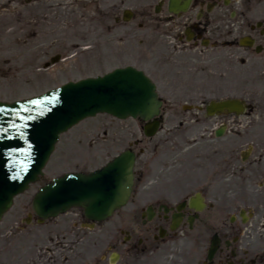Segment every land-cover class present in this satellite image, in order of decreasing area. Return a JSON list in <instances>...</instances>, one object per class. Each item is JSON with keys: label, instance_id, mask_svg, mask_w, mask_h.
<instances>
[{"label": "flooded vegetation", "instance_id": "af4514ba", "mask_svg": "<svg viewBox=\"0 0 264 264\" xmlns=\"http://www.w3.org/2000/svg\"><path fill=\"white\" fill-rule=\"evenodd\" d=\"M25 1L42 7L53 0ZM103 2L109 5L110 17L115 23H134L140 29L138 33L124 35L123 39L144 43V49L137 51L133 66L143 70L154 82L162 105L204 106V63L209 62V51L212 61H218L224 55L225 45L228 50L236 47V35L241 23L246 21L243 19L244 0H190L187 8L178 13L168 11L169 0ZM128 18L130 20L125 21ZM257 25L246 26L247 35L256 45L255 52L260 50L263 39V31L256 30ZM151 45L158 49L154 50ZM235 51H238L235 55L239 61L240 48ZM253 55L250 50L246 58L252 59ZM198 115L196 112L191 121L203 123L204 119H199ZM202 125L204 129V123ZM253 164L249 162L246 167H236L232 172L217 171L214 175L217 180L219 175L237 176L244 182L241 191L245 192L248 184L246 191L253 199V192L257 191L258 195L259 191L264 192L263 187L252 189L258 179H264V171L253 169ZM151 166L145 160L138 163L136 179L141 185L137 207L119 216L113 227H101L97 231L96 225L78 211L71 213L74 218L64 220L57 227L46 226L43 230L36 225V219L30 217L28 223L31 226L23 225L14 236L11 235L12 239L27 238L28 246L41 255L24 262L264 264V227L258 229L257 222H251L241 207L231 206V198L237 196H233L234 184L221 183L215 188L209 179L204 182V177L201 182L179 183L176 178L169 177L171 166L163 165L154 171ZM192 198L203 201L202 212L188 206ZM22 219L20 217L14 224H21ZM173 224L175 230H171ZM11 246L0 245V264H11ZM212 246L214 252L210 254ZM49 247L56 248V258L48 259Z\"/></svg>", "mask_w": 264, "mask_h": 264}, {"label": "rangeland", "instance_id": "374dc122", "mask_svg": "<svg viewBox=\"0 0 264 264\" xmlns=\"http://www.w3.org/2000/svg\"><path fill=\"white\" fill-rule=\"evenodd\" d=\"M252 2L255 4V10L264 7V0ZM103 3V0H53L50 4L38 7L26 5L20 0H0V100L11 102L26 99L68 81L101 75L131 61L133 55L140 50L141 43L118 39L123 32L114 30L116 28L111 21L109 5ZM263 13L264 11L258 12L255 17L261 18ZM243 32L242 28L240 33ZM227 52L225 50L220 59L223 64L219 73L224 75H219L222 83L219 91H212L218 84L217 80H211L207 68L204 70V75L207 72L204 87L208 89V95L212 96L210 98L233 96L245 100L252 112L248 115L249 120L246 121L244 128L238 133L233 134L234 130L229 128V134L218 140L213 137L207 138L206 134L204 146L200 143V128L183 133L177 139L179 144L190 146L194 144L191 139L195 137L197 138L195 145L200 147L197 150L185 149L187 158L184 160L177 158L178 171L184 168L191 174L186 180L196 177L199 173L203 164L199 165L198 157L203 156V151L205 171L206 167H210L207 164L211 162L241 161L238 149L243 148L245 151L250 142L256 141V144L260 145L264 139V83L252 87L254 82H246L240 77L242 83L239 89L235 90V77L231 72L234 62L228 60ZM208 54L211 61L212 52L209 51ZM55 56L60 60L45 68L44 64ZM245 65H240L242 76L244 69L248 68H245ZM249 66L264 71V67L258 63ZM212 67L209 63V69ZM213 68L216 70L217 67L214 65ZM211 122L214 121L207 122L210 129ZM173 125L175 123L166 122L163 131L149 145H160L158 140L169 136L167 131ZM136 139L143 140L141 123L138 120L118 121L106 115H97L82 121L60 137L40 179L30 185L27 191L15 197L12 208L0 222V231L9 225L11 219L24 213L30 206L34 193L44 183L66 172L95 170L127 148L137 152L139 146L131 144ZM195 153L200 156L194 157ZM250 159L253 160L252 153ZM257 168L262 169L264 165L261 163ZM235 182L240 181H234V184ZM256 187L257 185L253 186L254 189ZM237 199L236 203H245ZM134 203V199H131L125 209H131ZM248 203L264 207L261 200ZM65 217L61 216L51 223H59L68 218ZM116 218L115 214L104 225L109 226ZM259 218L260 215H255L253 219L260 222L262 218ZM21 241L17 239L14 245L21 249L22 245H25ZM25 248L22 251L14 250L15 257L22 259L29 256L31 248Z\"/></svg>", "mask_w": 264, "mask_h": 264}, {"label": "water", "instance_id": "95a60500", "mask_svg": "<svg viewBox=\"0 0 264 264\" xmlns=\"http://www.w3.org/2000/svg\"><path fill=\"white\" fill-rule=\"evenodd\" d=\"M226 106L214 105L219 110ZM156 107L152 86L130 68L70 82L26 101L0 103V217L12 197L36 180L60 133L96 113L147 119ZM131 167L132 155L127 153L90 176L54 179L36 194L33 207L46 218L82 206L87 217L102 220L125 203Z\"/></svg>", "mask_w": 264, "mask_h": 264}]
</instances>
